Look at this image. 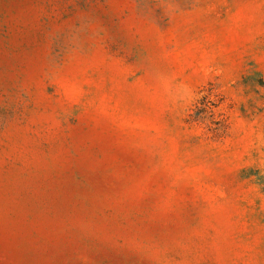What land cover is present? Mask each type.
<instances>
[{
	"label": "rangeland",
	"instance_id": "1",
	"mask_svg": "<svg viewBox=\"0 0 264 264\" xmlns=\"http://www.w3.org/2000/svg\"><path fill=\"white\" fill-rule=\"evenodd\" d=\"M0 264H264V0H0Z\"/></svg>",
	"mask_w": 264,
	"mask_h": 264
}]
</instances>
